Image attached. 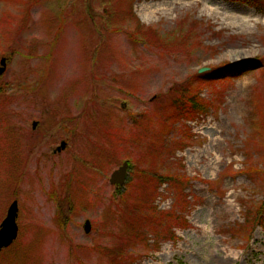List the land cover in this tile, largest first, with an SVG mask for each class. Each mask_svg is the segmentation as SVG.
<instances>
[{
  "label": "rangeland",
  "instance_id": "1",
  "mask_svg": "<svg viewBox=\"0 0 264 264\" xmlns=\"http://www.w3.org/2000/svg\"><path fill=\"white\" fill-rule=\"evenodd\" d=\"M195 1L89 0L93 17L88 0H0V83L13 97L0 110V229L19 206L0 264H264V13L184 3ZM160 3L172 14L145 23L142 6ZM182 89L208 109L171 126ZM140 170L177 183L154 191ZM51 193L71 195L65 228ZM143 207L155 220L133 218Z\"/></svg>",
  "mask_w": 264,
  "mask_h": 264
},
{
  "label": "trees",
  "instance_id": "2",
  "mask_svg": "<svg viewBox=\"0 0 264 264\" xmlns=\"http://www.w3.org/2000/svg\"><path fill=\"white\" fill-rule=\"evenodd\" d=\"M246 2V4L252 6V8H255L258 12L260 13H264V0H244ZM210 75V74H209ZM208 75V76H209ZM213 75H211L210 77H212ZM192 84V83H191ZM6 84H2L0 83V110L3 109V105L1 104H5L7 103L11 98H13L11 95L7 94V86L5 88ZM193 86V84H192ZM181 92L183 94L180 95V98L182 99L181 104H179L177 107H172L173 109V116L167 117V121H170V125H177V120L182 119V118H190L191 115L197 114L199 112H206V110L208 109V103H206L202 98H201V94L198 93V91H193L196 94L188 97V101H186L185 97L189 96V94L191 93V91L188 92H183V89L181 90ZM185 96V97H184ZM7 110V109H6ZM175 117V119L173 121H171V119ZM5 120V118L3 119ZM169 123L166 126H170ZM140 175H138V179H141L142 177H144L146 175V173L142 170H140ZM142 174V175H141ZM148 182H152L154 179L155 182V188L154 191L156 189V185L159 182H173V183H177V180L174 179L171 175H161L158 176L157 174L152 176H145ZM177 178H179L180 180H182L180 177L177 176ZM179 182V181H178ZM182 188L184 187V183L182 182ZM146 192V191H145ZM51 197L54 199H57V202H59L61 204L60 207V216L64 217L63 221L64 223L61 224V226L63 228H65L67 226V223L69 222L68 220V214L72 211L73 209V204L71 201V196L68 194H66L65 197L63 198H58L55 196L54 193H51ZM151 203H149L150 205ZM148 205V206H149ZM262 205L264 206V201L262 202ZM149 209H147V207H143L142 209H140L138 212H135L133 215L134 219H137V222H139L140 220V212L141 210H143L145 213H142V215L144 214V216H149V221L150 220H155V217L152 216L153 214H155V210L151 209L150 207H148ZM59 210V207H58ZM152 214V215H151ZM67 218V222H65V219ZM173 218L174 220H178V217L176 216V213L173 212ZM147 223L144 224V226H146ZM138 228V227H137Z\"/></svg>",
  "mask_w": 264,
  "mask_h": 264
},
{
  "label": "water",
  "instance_id": "3",
  "mask_svg": "<svg viewBox=\"0 0 264 264\" xmlns=\"http://www.w3.org/2000/svg\"><path fill=\"white\" fill-rule=\"evenodd\" d=\"M1 66L2 67H0V75H2L6 70L7 60L5 58L1 60ZM206 70L207 69H202L200 72L202 73V72H205ZM36 126H37V123H34V128ZM66 146H67L66 142H62L61 146L57 148L55 153L61 152L62 150L66 148ZM128 166L129 165L126 162L124 163L122 167L116 170L111 176L110 183L113 185H117V186H123L126 180ZM17 217H18V202L15 201L11 205L8 211L7 218L4 220L1 226L0 251L4 248L9 247L14 242V240L17 238L18 236V225L16 223ZM84 229L86 233L91 232L92 224L89 220L86 221Z\"/></svg>",
  "mask_w": 264,
  "mask_h": 264
},
{
  "label": "bare ground",
  "instance_id": "4",
  "mask_svg": "<svg viewBox=\"0 0 264 264\" xmlns=\"http://www.w3.org/2000/svg\"><path fill=\"white\" fill-rule=\"evenodd\" d=\"M184 1L185 0H181L180 7L192 8L194 5L197 4L196 1L195 2H188V3H184ZM187 1H190V0H187ZM203 6L205 7L204 4H203ZM161 7H162V3H160V4H149V6L143 5L139 15L145 23L150 24L151 22H153L155 20V17L158 13H160L163 16L169 17L172 14V12L174 11L173 9H171L169 7L168 8H161ZM202 12H206L209 17L219 16L222 18V20L224 22L225 21H231L235 24H243L247 19V17H239L237 15H227L226 14L227 12L220 13L219 8L209 9V10L204 8L202 10Z\"/></svg>",
  "mask_w": 264,
  "mask_h": 264
}]
</instances>
